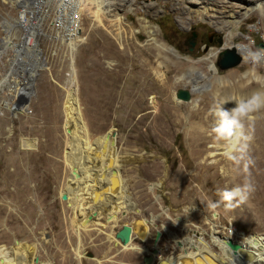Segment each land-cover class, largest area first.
Segmentation results:
<instances>
[{"label": "rangeland", "instance_id": "1", "mask_svg": "<svg viewBox=\"0 0 264 264\" xmlns=\"http://www.w3.org/2000/svg\"><path fill=\"white\" fill-rule=\"evenodd\" d=\"M257 1L107 0L99 8L101 25L89 11L79 16L81 41L73 51L65 42L36 37L41 58L35 71L28 72L27 66L11 65V45L1 49L3 23L10 24L16 10L0 0V264H14L18 257L23 259L20 264H34V259L37 264H67L73 257L82 264H142L147 255L156 264L178 261L182 249L188 254L209 250L224 264H236L224 253L223 238L246 246L251 237L259 238L257 247L264 251L263 175L251 174L242 165L238 148L229 156L238 160L228 165L218 153H210L232 135L217 134L212 111L221 107L223 98L237 99L219 85L264 89L263 65L242 61L225 71L216 67L225 44L229 48L247 41L255 51L264 49V0L262 10L243 19L237 7L240 2L254 7ZM191 7L207 8V13ZM115 17L122 20L123 48L108 32L115 29L110 26ZM153 30L156 41L172 51L158 54L146 34ZM45 34L52 35L50 30ZM18 36L13 30L8 37L16 43ZM208 58L214 75L207 68ZM144 60L165 73L163 82L152 71L145 72ZM197 73L205 78H195ZM178 89L192 91L188 102H177ZM100 112L104 115H95ZM242 120L243 135L260 136L256 138L263 152L264 109ZM195 128L200 139L192 142ZM78 134H84L93 158L105 166L112 159L123 189V209L102 201L95 219L90 211L84 215L60 199L78 181L70 176ZM237 166L243 167L245 177L237 176ZM122 224H130L136 234L125 247L114 240ZM141 228L146 230L142 239ZM155 231L162 237L153 246ZM193 232L203 233L199 237L209 248ZM188 241L197 249L188 250ZM153 248L158 252L151 254Z\"/></svg>", "mask_w": 264, "mask_h": 264}, {"label": "bare ground", "instance_id": "2", "mask_svg": "<svg viewBox=\"0 0 264 264\" xmlns=\"http://www.w3.org/2000/svg\"><path fill=\"white\" fill-rule=\"evenodd\" d=\"M104 2H107V0H80L78 11H77V16H78L77 20L71 21V23H72L71 24L72 25L71 31L74 34L73 35L74 40H71V38H68L67 43H66L69 46L70 50L73 51L75 49V47L77 46L76 43L79 42V39L81 41L80 31H82V28H81V23L78 20L79 15H81L82 12H84V11H89V15H91L93 22L101 25V20H100V16H99V12H100L99 8H100V4H103ZM262 2H263V0L262 1L258 0L255 3L254 7H252L251 5H246V4L240 2L239 6L237 5V7H240L239 9L242 10L241 11L242 19L247 17L251 12H253L255 10H257V11L262 10L261 9V7L263 5ZM247 6H249V7H247ZM92 7L96 8L95 12L91 10ZM191 8H193V7H191ZM243 8H245V9H243ZM193 10L195 13L198 12L201 15H206V13H207V8H204L201 11L196 10L194 8H193ZM40 19L41 18L38 15V18H34L32 20L35 24L31 23V27L28 30L27 38L24 39V41L22 43H20V44L11 43L9 40V37H8L9 35H6V37L3 39L1 49L3 47L5 48L7 45H11L12 48L14 49L15 55H14L12 62H11L12 66L13 65L14 66L15 65L16 66L17 65L27 66V69L29 68L28 72H34L35 69L38 67V65H39L38 60L41 58V52H40V49L38 47L36 37L42 35L40 33V30L38 29L39 24H40ZM121 21L122 20L120 17H115L112 21H110V22H112L110 24V26H112V27L115 26V29L110 30L108 32L111 34L113 39L116 40V42L119 44V46L120 47L122 46V48H123L122 44H123L124 38L122 37L121 28L119 27ZM141 21L144 24L143 28L148 26V23L145 19H141ZM231 21L236 22L233 20V17H231ZM7 25H9V24H7ZM6 30H7V32L9 31V29H6ZM146 34L149 37V42H152L154 44V48L158 51V54H160L161 51H165V50L172 51L170 48H166L164 43L156 41V38L154 37V30L153 31H146ZM244 39L246 40V38H244ZM225 46L227 48L228 45L225 44ZM229 46H230V44H229ZM232 47L235 48L237 54L240 55V57L242 58V61H245V62H248L251 64L255 63L257 65H263L264 66V49L261 51H255L253 48V45L247 41L243 42L241 44H236L235 46H232ZM209 58L207 59L208 60L207 68H208L209 72L212 75H214V73L216 72V69H215L214 63L212 62V60H210L211 58L210 59ZM149 63L150 62H146L145 60L142 61V66L145 67V72L149 73V71H152V73L157 78V80H159V82L160 81L163 82L165 73L160 72L158 68L157 69L152 68L151 64H149ZM12 70H15V69H12ZM194 77L197 79L205 78L200 73H197ZM180 78H182V76ZM188 79L192 80V78H190V77H188ZM213 79L216 80L214 77H213ZM262 82L260 84H262ZM164 83H163V85H164ZM31 85L32 84H30L28 86V88H25L24 90H22L21 95L24 93V91H26V90L29 91L31 88ZM219 86L222 87V91L227 90L228 93L230 92L232 95H234V97H237V99L233 98L230 102H227L224 98L221 99L220 105L223 109H226V110L232 109L234 107L235 102L240 100L242 96H245L247 98V97L251 96L254 92H261L262 93L264 90L263 87L261 86L262 90L257 88L258 89L257 91L252 90L253 92H251L249 90V88H247L248 86L243 87V86H241V84L240 85L239 84L225 85L223 82ZM192 87L196 88L197 86L194 85ZM258 87H260V86H258ZM20 100H22V98ZM178 101L179 100H177V102ZM151 105L153 107H155L156 101L153 100L151 102ZM263 109H264V105L250 111L248 114H252L255 112L260 113V111H262ZM215 112H216V110L212 111V116H213V118L218 120V117L215 115ZM102 114L104 115L103 112H100L97 114L95 113V115H102ZM95 115H94V117H95ZM173 116L176 119V121L180 120L179 115L173 114ZM243 123H244V121L241 119L240 127L233 129L232 135L230 136L228 143L219 144L218 148L216 146L214 148V150L210 153L211 154L218 153L221 156L220 160H223L224 163L228 165L232 162V160H238V159H236L237 157L235 159L234 158L231 159L229 157V156H231L233 151L238 148L236 153L242 152L241 153V156H242L241 160L243 161L242 165H244L246 167V169H249L251 174L263 175V177L260 176L261 177L260 182H261V185L264 187V159H261V158L259 159V157H264V150H263V152L261 151L262 152V154H261V152L259 150L260 141L257 140V138L258 137L260 138V136L257 137L256 135L254 136L253 134H248V135L244 136L242 133L243 132V129H242ZM216 127H217V124H216ZM197 129L196 128L193 129L192 138H191L192 142L200 139V137L198 135V134H200L199 133L200 130H199V128H197ZM108 137L109 136H106L105 138L108 139ZM107 145H108V142L104 141V147H107ZM74 151H75L74 152V154H75L74 155L75 166L72 169L73 173L71 174V176L78 178V181H76L75 183H70L69 190H66V191L61 193V195L66 194L67 200L65 202L67 203V205L69 207L73 208L75 211L82 212L84 215H86L90 211L92 214V217L95 219L97 218V214L99 215L101 213V210L99 208H100V204L102 201H105V202L107 201V203H109L111 205L110 207H113L112 203H114V205H116L119 209H121L123 206L120 204L122 202L121 200L123 199L122 195H124V194L122 193L123 189L121 188V185L119 183V179L117 178L115 173L112 174V171H115V169L113 168L112 159L109 160L105 166L101 163V161H99V159L93 158L91 156V154H89L87 151L86 143H85V139H84V134L83 135L82 134L77 135V137L75 139V143H74ZM213 156H214V154H213ZM241 168H243V167L237 166V168L235 169L237 176H244L242 171H241ZM107 169L110 170V173L108 172ZM103 173L105 174L104 178L100 179V175H102ZM232 174H234V173H232ZM248 175H249V173H248ZM250 177L253 178L252 176H250ZM94 211L97 212L95 216H93ZM123 213H124V211L121 212V215L125 216V213H124V215H123ZM109 217H112V215L110 216V214H109V216H107V218H106V221L110 220ZM113 217H116V214ZM84 225H85V223L83 224V226ZM140 230H144L143 232L138 233L139 238L142 239L146 235V230L144 228H141ZM133 233H134V230H133ZM132 240H133V236H132L131 242H132ZM173 240L175 242L178 241L174 237H173ZM219 241H220L221 245L224 246V249H225L224 253H226L228 256H231L235 260L236 264H264V251L260 249L261 246L257 247V244H260L259 238L251 237L250 238V244H248L247 246L245 244H242L239 242L243 246L242 251H241L242 257H238V256L233 255L231 253V251L226 247V242H224L223 240H219ZM236 242H238V241H236ZM188 243H189V241H188ZM188 245L189 244H187V246ZM180 247H181V244H180ZM194 247L197 249L196 246H194ZM250 247L253 248L254 252L250 250ZM182 252H184L183 253L184 257H186V256L192 257L194 255L200 256V258L195 259V262L198 264H212L210 262V259L206 255L215 258L209 250H201L198 252H193L191 254H188V252H186V249H182ZM22 260H23L22 257H18L15 259L14 264H20V262ZM166 260L172 264H178V261L171 262V259H166ZM215 260L218 261V263H220V264L225 263L221 258H218V259L215 258ZM244 261H246V262H244ZM37 263L38 262H36V264ZM156 263H157V261H156Z\"/></svg>", "mask_w": 264, "mask_h": 264}, {"label": "built area", "instance_id": "3", "mask_svg": "<svg viewBox=\"0 0 264 264\" xmlns=\"http://www.w3.org/2000/svg\"><path fill=\"white\" fill-rule=\"evenodd\" d=\"M7 7L16 10V18L9 25L3 23L5 28L4 38L11 31L19 34L15 40L20 44L27 38L28 30L32 20L40 16L39 30L42 35L37 38H43L52 43L65 42L68 38L73 39L72 20H77V11L80 0H2ZM80 16V15H79ZM79 20V18H78ZM6 29L11 31L8 33ZM46 30H50L52 35L46 36ZM6 33V34H5ZM12 43V42H11ZM28 43V42H27ZM8 46V45H7ZM12 47V46H11Z\"/></svg>", "mask_w": 264, "mask_h": 264}, {"label": "water", "instance_id": "4", "mask_svg": "<svg viewBox=\"0 0 264 264\" xmlns=\"http://www.w3.org/2000/svg\"><path fill=\"white\" fill-rule=\"evenodd\" d=\"M218 43L221 44L222 39H219ZM219 57L220 58L216 63V67L221 71H225L228 69L235 68V67L239 66L240 63L242 62V58L240 57V55L237 54L235 48L232 46L229 48H225L219 54ZM191 93H192L191 90L188 91L185 89H178L177 91H175V98H176V100H179L182 102H188L190 100ZM13 108H16V106H14ZM112 143L114 145V142H112ZM114 172L115 171H112V174H114ZM104 175H105L104 173L102 175H100V179H103ZM60 199L62 201H66L67 200L66 194H62L60 196ZM96 213L97 212L94 211L93 216H95ZM123 215H124V213H123ZM90 219H91V216H88V220H90ZM133 234L134 233L132 230V226L130 224H124L121 226L120 230L115 232L114 240H116V242H118L122 247H125L128 244H130ZM202 234L203 233L197 234V233L193 232L192 236L196 237L197 242H200L202 245L206 246L207 243L205 241H203V239L201 237H199L200 235L202 236ZM211 236H213V232H212ZM160 237H162V234L160 233V231H155L154 238H153V246H155L158 243V241L160 240ZM216 238H218V237H216ZM201 239H202V241H201ZM223 240L226 241V247L231 251V253L233 255L238 256V257L241 256V251H242L243 246L239 242H236L230 238H223ZM188 244H189L187 246L188 250H189V248H191L193 250L196 249L192 245V242H189ZM176 245L178 247H180V242H176ZM207 248H209L208 245H207ZM157 250L158 249H155V248L151 249V254H155L156 252H158ZM183 255L179 254L178 256H176V258L178 260V264H198L195 262V259L200 258V256L194 255L192 257L191 256L184 257ZM206 256L210 259V262L212 264H220V263H218V261L215 260V258L210 257L208 255H206ZM85 257L92 259V255H90V254H87ZM36 262H37V260L34 259V264H36ZM142 264H154V261L152 260V256L147 255V256L143 257L142 258ZM156 264H172V263L168 262L166 259H163V260L158 261Z\"/></svg>", "mask_w": 264, "mask_h": 264}, {"label": "clouds", "instance_id": "5", "mask_svg": "<svg viewBox=\"0 0 264 264\" xmlns=\"http://www.w3.org/2000/svg\"><path fill=\"white\" fill-rule=\"evenodd\" d=\"M262 105H264V93L254 92L251 96L236 101L230 110L218 108L215 112L218 117L215 131L219 136L231 135L233 129L240 127V121L243 117Z\"/></svg>", "mask_w": 264, "mask_h": 264}, {"label": "flooded vegetation", "instance_id": "6", "mask_svg": "<svg viewBox=\"0 0 264 264\" xmlns=\"http://www.w3.org/2000/svg\"><path fill=\"white\" fill-rule=\"evenodd\" d=\"M195 38H196V35H195L194 33H192L190 40H194ZM219 39H221V37H217V38H216V41L218 42ZM207 42H208V43L211 42V38L208 37ZM189 45H190L189 50L191 51L192 48H193V46H194V43L191 42ZM225 47H226V46H225Z\"/></svg>", "mask_w": 264, "mask_h": 264}, {"label": "crops", "instance_id": "7", "mask_svg": "<svg viewBox=\"0 0 264 264\" xmlns=\"http://www.w3.org/2000/svg\"><path fill=\"white\" fill-rule=\"evenodd\" d=\"M123 225V224H122ZM121 228V227H120ZM120 228H119V230H120ZM136 240V234H133V240ZM138 239V238H137ZM72 262L70 263H67V264H82V262L79 260V259H77V258H75V257H73V259L71 260Z\"/></svg>", "mask_w": 264, "mask_h": 264}]
</instances>
